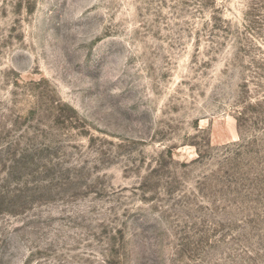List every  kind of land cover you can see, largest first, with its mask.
Masks as SVG:
<instances>
[{"label":"rangeland","instance_id":"374dc122","mask_svg":"<svg viewBox=\"0 0 264 264\" xmlns=\"http://www.w3.org/2000/svg\"><path fill=\"white\" fill-rule=\"evenodd\" d=\"M0 264H264V0H0Z\"/></svg>","mask_w":264,"mask_h":264}]
</instances>
